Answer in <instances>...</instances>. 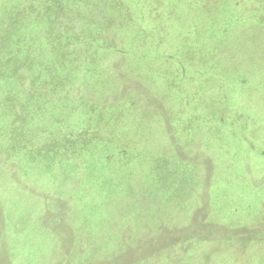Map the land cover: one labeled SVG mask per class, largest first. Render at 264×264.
Here are the masks:
<instances>
[{
    "label": "rangeland",
    "instance_id": "1",
    "mask_svg": "<svg viewBox=\"0 0 264 264\" xmlns=\"http://www.w3.org/2000/svg\"><path fill=\"white\" fill-rule=\"evenodd\" d=\"M0 264H264V0H0Z\"/></svg>",
    "mask_w": 264,
    "mask_h": 264
}]
</instances>
